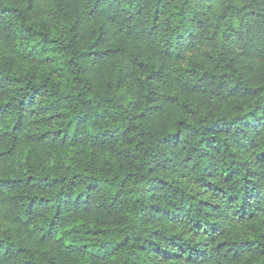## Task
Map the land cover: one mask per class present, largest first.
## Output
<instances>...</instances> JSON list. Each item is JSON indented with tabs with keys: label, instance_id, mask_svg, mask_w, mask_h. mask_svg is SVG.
Masks as SVG:
<instances>
[{
	"label": "trees",
	"instance_id": "obj_1",
	"mask_svg": "<svg viewBox=\"0 0 264 264\" xmlns=\"http://www.w3.org/2000/svg\"><path fill=\"white\" fill-rule=\"evenodd\" d=\"M234 7L235 0H0V193L27 206L23 216L0 220V264H195L193 253L199 260L202 250L180 241L207 235L203 226L213 220L205 210L219 207L213 199L241 207L244 199L264 200L260 126L245 119L264 105L245 104L235 117L249 138L234 140L236 151L221 145L230 163L216 175L203 168L204 182L195 181L202 192H184L163 175L175 169L157 160L181 146L184 127L199 131L172 105L189 118L200 113V95L186 102L179 93L182 78L200 73L199 57L212 59L204 49L219 52L217 67L234 82L264 75L259 64L243 63L251 57L242 50L264 52V0ZM248 92L232 98L259 95ZM199 144L209 148L203 136ZM253 149L241 174L237 153ZM187 151L189 160L207 159L199 146ZM169 191L162 207L158 194ZM257 213L264 214L259 204L241 219ZM161 220L171 234L157 226ZM237 243L222 236L217 248ZM239 243L264 256L258 231Z\"/></svg>",
	"mask_w": 264,
	"mask_h": 264
},
{
	"label": "clouds",
	"instance_id": "obj_2",
	"mask_svg": "<svg viewBox=\"0 0 264 264\" xmlns=\"http://www.w3.org/2000/svg\"><path fill=\"white\" fill-rule=\"evenodd\" d=\"M246 4H251V0H235L234 11L244 8ZM251 23V22H250ZM258 26L264 28V20L258 23ZM255 34V26L249 31L248 36L252 37ZM245 55L251 57L250 60H244V64H259L260 68L264 69V52L257 53L253 49H242ZM203 51L208 52V55L212 57L211 60H206L203 56L199 57L200 73L197 74L193 72L186 79H181L180 84L183 88V93L185 95L186 102L191 97L200 95L201 105L200 113L192 114V116L186 117L184 113L187 111L180 105L173 103L172 108L175 110L174 115H179L181 119H191L195 125L194 129H188L184 127L182 130V135H184V141L181 143L180 147L171 148L167 153H160L157 157L158 161H163L161 166L168 167L170 170L175 169L176 174L173 175L171 171L164 173L166 178H170L171 181L184 192L189 194H195L196 191H203L199 187V183H203L201 179V174L204 167L208 168V171L216 175L215 169H219L221 172L224 170L227 163L230 160L226 159L228 152L221 149V145L227 143L229 145L228 151H236L233 145L234 140H239L241 142H247L249 134L247 130H242V121H237L236 116L243 115L242 109L245 104H260L264 105V75L257 78V74L252 72L251 74L245 73L240 76L235 82L231 77L222 76L221 70L217 67L220 60L217 59L219 52H213L210 49H204ZM233 56L239 57L237 52H233ZM237 63V61H234ZM243 80L244 83L240 81ZM257 89L259 95L255 100L250 98L241 101L239 99H233L237 94L250 97L248 89ZM212 97L211 102L208 98ZM216 100H220L221 103H216ZM249 110H251L249 108ZM232 120L229 124L226 121ZM245 119H252L255 121L256 125L260 127L257 128L261 132L259 137V151H264V109L256 112L253 117H245ZM171 126H174V122H169ZM230 129V131H229ZM216 134V139H209V133ZM227 132V135L224 133ZM194 137L190 142L188 137ZM203 136L205 142L209 144L208 149H204L203 145L199 144V138ZM186 144V148L184 147ZM216 145L215 149L211 146ZM194 146H199L201 152L207 157V159H197L192 157L191 160L187 159L190 152L187 149H191ZM257 149L244 154L243 152H238L237 156L240 160V171L243 174L244 171V161L253 158V153ZM180 174H186V178L179 179ZM217 181H214V183ZM167 191V190H166ZM244 191H250V189L245 188ZM233 193L243 197V192L239 190L238 187L233 188ZM161 199L156 201L160 203L162 207H167L168 199H171V192H168V196H163L162 193L158 194ZM262 195H264V190H262ZM19 198V197H18ZM205 198H211L210 196ZM147 200V196H145ZM8 201V197L0 193V220L8 218L11 219L15 216H23L25 214L26 205L21 208L17 205L15 201ZM177 206L181 205V201H176ZM213 203L219 205L214 211L206 209L209 216L212 217L213 223H205L203 228L208 230L207 235L204 234V230L196 237L184 236L181 243L187 240L185 247L187 248L189 244H195L196 247L202 250L200 254V259L196 260V253H193V261L195 264H255L257 259H264V256H257L260 252V248L255 245H242L240 241L253 238L254 232H259L264 235V214L257 213L256 219L253 220H242L241 217L247 212L250 214L251 210H254L259 204L262 211H264V200H248L244 199V206L241 207L238 202L233 200L229 202L227 197L222 199H213ZM55 201H53V207L46 210L43 214L44 222L47 223V219L50 211L55 210ZM207 219V217H205ZM257 219L260 224L257 225ZM213 224L216 226V231L213 233L211 231ZM164 230L165 235L172 233L173 229L170 223L161 220V223L157 225ZM190 226V225H189ZM177 232L180 229L176 230ZM183 231L186 233L187 229L184 228ZM227 236L230 240L235 239L238 241L237 244H229L227 246H222L217 248V242L220 237ZM260 236L257 235L255 239L259 240ZM199 242V243H197ZM264 247V245H261ZM231 249V250H229ZM251 249V250H249ZM191 251V249H189ZM193 264V262H189Z\"/></svg>",
	"mask_w": 264,
	"mask_h": 264
}]
</instances>
